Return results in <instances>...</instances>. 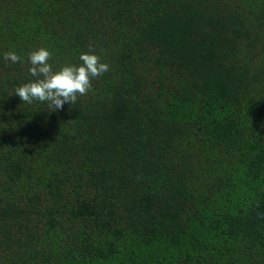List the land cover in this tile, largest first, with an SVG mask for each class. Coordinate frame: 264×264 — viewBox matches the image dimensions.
Masks as SVG:
<instances>
[{
  "label": "trees",
  "instance_id": "16d2710c",
  "mask_svg": "<svg viewBox=\"0 0 264 264\" xmlns=\"http://www.w3.org/2000/svg\"><path fill=\"white\" fill-rule=\"evenodd\" d=\"M0 264H264V0H0Z\"/></svg>",
  "mask_w": 264,
  "mask_h": 264
},
{
  "label": "clouds",
  "instance_id": "9594fccd",
  "mask_svg": "<svg viewBox=\"0 0 264 264\" xmlns=\"http://www.w3.org/2000/svg\"><path fill=\"white\" fill-rule=\"evenodd\" d=\"M4 59L16 63L21 57L7 52ZM51 59L50 51L43 47L29 53V73L36 79L17 87L14 92L23 103L48 102L53 111L62 110L65 103L74 104L78 95L87 94L92 78L109 71V65L101 62L96 54L83 53L79 57L80 65H64L58 70L49 63Z\"/></svg>",
  "mask_w": 264,
  "mask_h": 264
}]
</instances>
